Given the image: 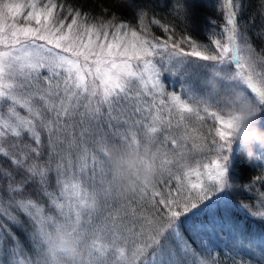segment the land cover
<instances>
[{
	"label": "snow or ice",
	"instance_id": "obj_1",
	"mask_svg": "<svg viewBox=\"0 0 264 264\" xmlns=\"http://www.w3.org/2000/svg\"><path fill=\"white\" fill-rule=\"evenodd\" d=\"M128 6L136 9L138 27L117 23V17L88 24L71 7V22L66 24L68 16L59 19L57 9L63 6L56 0L0 2V156L22 174L14 185L16 176L0 169L9 181L7 208L0 192V217L8 221L0 222V264H5L7 253V264H25L19 254L27 249L12 227L29 240L35 264H57V253L45 252L50 230L57 226L78 241H90L82 264H215L217 249L233 264L237 258L238 264H264V234L250 233L234 215L236 204L228 190L249 186L230 180V121L209 99L205 82L209 70H215L226 94L242 93L264 117V70L259 69L264 60H257L246 42L233 0H224L221 32H216L214 20L209 22L210 44L192 35L178 36L174 23L155 16L149 20L144 6ZM173 10L176 21L187 24L188 8L177 2ZM151 25L159 26L167 38L152 35ZM165 76L173 87L179 82L180 90L167 91ZM188 118L215 122L210 142L191 145L194 151L205 146L214 151L210 163H181L191 138L185 134L182 144L169 133L174 127L190 130ZM41 128L49 147L46 163H38L44 147ZM140 128L143 138L160 151L170 144L176 153L174 158L162 155L166 189L154 184L138 191L135 204L147 202L157 209L154 213L137 211L133 202L114 196L110 181L107 146L140 138ZM25 136L35 146L21 144ZM9 138L15 142L5 146ZM89 143L95 147L90 149ZM61 144L63 149L58 148ZM53 178L58 192L49 190ZM28 184H35L33 191L49 200L47 214L31 193L25 195ZM258 198L261 210L248 204L240 208L264 220V192ZM12 208L29 220L31 233ZM3 232L13 242L7 253ZM27 264H33L31 259Z\"/></svg>",
	"mask_w": 264,
	"mask_h": 264
},
{
	"label": "trees",
	"instance_id": "obj_2",
	"mask_svg": "<svg viewBox=\"0 0 264 264\" xmlns=\"http://www.w3.org/2000/svg\"><path fill=\"white\" fill-rule=\"evenodd\" d=\"M56 2L60 5H63L66 9L71 7L74 9V11H79L82 16L86 17L89 21L104 22L111 20L112 17H117V21H125L138 27L136 9L128 6L131 3H135L136 5L146 7L149 20L155 16L156 18L161 19L164 23H174L175 31L178 36L185 34L192 35L200 42L208 41L207 31L209 27L213 26L209 23L211 20L216 22L214 26L217 28H221V26L226 23L223 14V1L218 8L219 0H211V2H204L201 0H162V2H159L158 0H128V4L122 3L121 0H56ZM177 2L183 3L191 13L187 24L178 23L176 21L177 12L174 11L173 8L174 4ZM233 4L236 6L234 7V10L238 12V20L241 22V31L244 30V32L248 34L252 48L264 59V25L261 23V21L264 20V0H233ZM151 33L154 36L161 37L163 39L166 38V34L163 33L159 26L151 25ZM104 111L106 112L107 109L105 108ZM176 119H178V117L174 114V123ZM77 120H79L78 115ZM213 125L214 123L210 120L199 122L194 118H188L187 128L190 130H186L184 126L179 128L174 127L171 131V134L178 135L183 132V135L187 134L191 138L188 143H194L200 146L204 144L205 139L210 142L214 138L213 131H209V129H212ZM42 137L44 140V147L42 149L43 155L40 157L38 163H46L49 153L47 137L44 132H42ZM13 142H15V140H13ZM19 142L21 144L32 143L33 146H35V142L29 141L27 136L23 137ZM169 146L171 147L170 144ZM188 154L191 155L192 159L195 161L204 160L216 155L214 151L207 150L206 146L203 151L192 150L188 152ZM32 159L35 158L32 157L29 160V163L32 162ZM231 159L232 161L229 166L230 179L235 184H239L241 186L248 185L250 187L251 182H253L255 178H257L262 172L260 161L254 158L252 161L246 162L245 156L236 148H234ZM54 165L55 159L53 160V166ZM0 169L12 172L16 176V180L12 183L14 185H18L22 174L17 173L11 162L3 156H0ZM8 183L9 181L4 177L3 171H0V192L3 193L5 203L8 200V193L5 191V187L8 185ZM35 187V184H28L25 195L31 193L32 198L35 201L40 200L39 202H47V198L43 197L42 195H37V193L33 191ZM49 190H57L55 188L54 178ZM234 190L231 193L233 197L232 200L236 204L234 215L241 223L246 226L250 233L256 235L264 234V220L249 215L245 210L241 209L237 205L238 203L244 202L246 200V196L247 200L249 199V193L247 189L241 187L240 190ZM113 195L119 196L124 201L133 202V206L137 208V211H139L141 208H146L152 213L157 211V209L149 207L147 202H145L143 205L135 204V201L139 195L138 192L135 194H129L117 192L114 189ZM12 212L19 215L20 219L23 221L24 227L29 231L31 228V223H27V218L23 216V214H20L15 208L12 209ZM159 214L163 215V211L161 209ZM0 222L8 223V221L3 220L2 217H0ZM9 226L11 227V225ZM12 231L15 232L17 236H19L21 243L26 244L27 238L19 228L12 227ZM4 235L10 240L6 233L3 234V236ZM6 241L8 240H5V242Z\"/></svg>",
	"mask_w": 264,
	"mask_h": 264
},
{
	"label": "clouds",
	"instance_id": "obj_3",
	"mask_svg": "<svg viewBox=\"0 0 264 264\" xmlns=\"http://www.w3.org/2000/svg\"><path fill=\"white\" fill-rule=\"evenodd\" d=\"M219 73L209 70L206 78L209 99L218 103L230 121L231 144L246 162L258 151H264V120L253 101L242 93L226 94L219 81ZM110 181L117 192L135 193L161 181L165 175L162 153L144 138H129L107 146ZM90 241H78L62 227L50 230L45 252L57 253V264H82L88 257Z\"/></svg>",
	"mask_w": 264,
	"mask_h": 264
},
{
	"label": "rangeland",
	"instance_id": "obj_4",
	"mask_svg": "<svg viewBox=\"0 0 264 264\" xmlns=\"http://www.w3.org/2000/svg\"><path fill=\"white\" fill-rule=\"evenodd\" d=\"M153 1H155V0H153ZM158 1H159V2H162V0H158ZM201 1H204V2H211V0H201ZM216 1H218V0H216ZM222 1H223V3H224V0H219L218 8H219L220 4L222 3ZM0 2H2V0H0ZM45 2H46V0H45ZM56 3H57V2H56ZM57 5H58V6H63V5H60V4H58V3H57ZM67 10H68V9H66L64 6H63V10H61V8H59V7H58V9H57V11L60 12L59 19H64L65 16H68V19L65 21L66 24L71 22V16L68 15V11H67ZM81 17H82V19L85 18L84 16H82V14H81ZM86 22H87L88 24H93V23L100 24V23H102V22H99V21H89V20H87V19H86ZM104 22H105V21H104ZM119 22L127 23V22H125V21H117V23H119ZM19 23L22 24V23H24V22H23V20H20ZM261 23L264 25V20H262ZM32 24H33V26H35V22H34V21L32 22ZM132 26H135V25H132ZM212 27H213V26H212ZM214 27H215V30H216L217 33L221 32V28H217L216 26H214ZM209 28H211V27H209ZM242 31L244 32V30H242ZM256 31H257V30H256ZM210 35H211V33H210L209 31H207V38H208V41H203L204 43H208V44H210V38H209ZM165 37L167 38L166 35H165ZM246 37H247L246 42H247L248 44L251 45L247 33H246ZM166 38H165V39H166ZM251 47H252V46H251ZM252 50H253V55H254V57H255L257 60H264V59H263V58H262V57H261V56H260V55H259L254 49H253V48H252ZM198 63H209V62H203V61H200V62H198ZM259 69H260V70H264V62L259 63ZM183 74H184V73H183V71H182V72L180 73V75H183ZM163 79H164V83H165V85H166V89H167V91H172V90L179 91V90H180V83H179V82H176V83H175V86L173 87L172 80H170L167 76H165ZM173 79H175V78H173ZM190 102L193 103V104H195L197 101H196V99H193V100H191ZM213 106L215 107L216 105H213ZM218 110H220L221 113L223 114L222 109H221L220 106H219V109H218ZM21 113L24 114L22 110H21ZM76 119H77V117H76ZM261 119L264 120V117H261ZM210 121H212V122L214 123V125L212 126L213 134H214V129H215L216 125H215V122H214L213 120H210ZM38 130H40V131L43 132V129H42V128H41V129H38ZM137 130L141 132V136H140V138L143 139V135H142L143 129L140 128V129H137ZM75 131H76V134H77V141L79 142V135H78V133H79V129H76ZM183 134H184L183 132H181V133L178 134V135H172L171 132L169 133V135H171V136H173L174 138H176V139H177L178 141H180L182 144L184 143V141L182 140V137L184 136ZM25 137H26V136H25ZM161 139H162V137H161ZM13 140H14V139L9 138V139L5 142V146H7L8 144L13 143ZM6 144H7V145H6ZM191 145H192V144L188 143V152L192 151V150H191V147H190ZM64 147H65V146H64L63 144L58 145V148L63 149ZM88 147L91 149V148L95 147V145L92 144V143H89V144H88ZM176 152L178 153L179 150H176ZM161 153H162V155L165 154V153H167V155H168L169 158H174L175 155H176V153L173 152L172 148H171L169 145H168V147L162 149V150H161ZM75 155H76V153L74 152V153H73V159H75ZM212 158H214V156L211 157V158H206V159H204V160H198V161H195L194 159H192L191 155H189V154L187 153V155H185L184 157L181 158V163H187L188 165L196 166L197 164L202 165V164H204V163H210ZM255 158L258 159V160L260 161V163H261L262 172H261V174L258 176V177L261 178V179H258V177L255 178V180H254L253 182H251L250 187L247 188V191H248V193H249V199L247 200V196H246V200H247V201L245 200L244 202H241V203H238V204H237L239 207H240L241 204H248L250 207H252V209H253L254 211H256V210H261V200H260L258 197H259V194H260L261 192H264V151H259V152L256 154ZM230 180H231V179H230ZM161 181H162V182H161ZM161 181H159V182L156 183V184H157L158 188H159L161 191H164V190L166 189V187L168 186V183H169L168 176H167L166 173H165V175H164V177H163V179H162ZM231 181H232V180H231ZM232 182H233V181H232ZM233 183H234V182H233ZM234 184H235V183H234ZM171 186H172L173 188H175V181H174V180L171 182ZM233 190H234V189L228 190L229 193H230V195H231V193H232ZM234 191H235V190H234ZM56 192H58V189L56 190ZM156 199L158 200L159 197H157ZM231 199H233L232 195H231ZM39 201H40V200H36L37 204H39V205H43V206L45 207V213H46V214H47L49 211H51V209H49V200H47V202H39ZM158 207H159V206H158ZM5 208H7V203H5ZM12 209H13V208H12ZM12 209H11V212H12ZM160 209L163 211L162 208H160ZM241 209H242V208H241ZM243 210H244V209H243ZM17 215H18V214H17ZM261 220H262V219H261ZM3 223H5V222H3ZM27 223H29V220H28V219H27ZM32 231H33V228H32V224H31V228H30V230H29L28 232L31 233ZM5 233H6V235H8L7 232H5ZM5 233L3 232V234H5ZM5 240H8V241L5 242ZM10 240H11V239H10ZM10 240H9L5 235L3 236V249H4L5 253H7V250L9 249L10 246H13V242H11L12 240H11V241H10ZM189 242L192 244L193 248H196V250L199 251L198 246H197L194 242H192L191 240H190ZM22 244L24 245V248L27 249V252H23V251L20 252L19 257L22 258V259L25 261V264H27V261H28L29 259H31V261L33 262V264H35V261L37 260V256H36V253L33 251L32 247H31V245H30V243H29V240L26 239V244H24V243H22ZM217 252H218L219 254L215 256V264H233L232 259H231V258H228L223 250L217 249ZM10 257H11V253H7V255L5 256V264H7V260L10 259ZM245 259H247V257H245ZM238 261H239V258H237V264H238Z\"/></svg>",
	"mask_w": 264,
	"mask_h": 264
}]
</instances>
